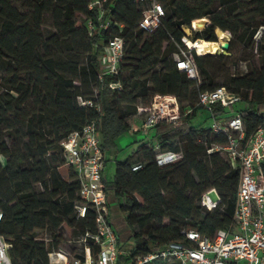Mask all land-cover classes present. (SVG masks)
Instances as JSON below:
<instances>
[{
	"label": "trees",
	"instance_id": "obj_1",
	"mask_svg": "<svg viewBox=\"0 0 264 264\" xmlns=\"http://www.w3.org/2000/svg\"><path fill=\"white\" fill-rule=\"evenodd\" d=\"M91 1L0 0V75H5L0 77V158L6 160L0 163V235L10 246L11 264H49V253L66 241L64 228L72 236L96 232L94 212L82 219L75 214L80 183L66 165L62 143L96 121L107 156L131 131L128 114L138 115L157 95L175 96L183 114L184 107L192 112L184 116L183 125L159 124L149 140H137L138 149L117 161L113 180L105 181L111 215L115 208L124 214L128 237L115 227L120 248L125 241L130 246V256L123 261L182 242L185 231L213 238L234 225L240 167L221 150L209 153L225 146L227 138L195 125L193 119L200 110L199 94L225 87L241 102L229 111L217 107V115L242 114L247 139L264 125V94L249 96L264 83V75L257 80L232 77L229 84L220 85L206 65L222 56L229 61L235 52L254 49L255 44L264 64V0H158L166 15L151 34L139 28L142 6L114 0L105 17L112 21L111 29L93 37L81 22L93 15L88 10ZM49 17L55 34L46 38L43 28ZM204 18L209 25L194 32V39L216 42V31L221 30L231 32L232 40L229 55L193 54L200 73L199 80H192L178 70L175 55L185 48V30ZM114 36L125 40L120 74L101 81V49L96 46L101 48ZM117 83L121 89L114 88ZM80 97L95 107H81ZM141 98H149V104L137 106ZM155 147L179 159L160 166ZM137 164L143 168L133 171ZM210 189L221 198L212 212L201 205ZM39 231L49 232L51 239H40Z\"/></svg>",
	"mask_w": 264,
	"mask_h": 264
},
{
	"label": "built area",
	"instance_id": "obj_2",
	"mask_svg": "<svg viewBox=\"0 0 264 264\" xmlns=\"http://www.w3.org/2000/svg\"><path fill=\"white\" fill-rule=\"evenodd\" d=\"M113 1L90 2L88 10L93 15L84 17L83 25L91 37L111 29L112 21L105 20V17L108 13L107 5ZM133 1L143 8L139 22L142 31L151 34L163 24L165 9L158 0ZM198 21L200 20L194 21L188 28L192 33L200 32L195 27ZM206 21L207 27L209 20ZM122 28L123 25H120L119 29ZM221 32L222 36L217 35L221 43L212 42L218 45L216 51L200 49L196 46L199 39H192L187 33L182 39L185 48L181 49V55H175L178 70L186 73L192 80H199L193 54H226L222 46L225 43L230 44L232 33ZM96 48L101 49L100 80L118 76L125 54L124 38L111 37L101 48ZM114 88L121 89L122 86L117 83ZM95 94L99 96L97 90ZM78 102L81 107H95L93 101L81 97ZM239 102L240 96L220 87L213 91L201 92L196 104V107L204 109L211 116L208 127L212 133L227 138L225 146H216L209 150V153L222 150L231 163L240 167L233 227L218 231L213 238L198 231H185V239L182 242L171 243L149 254L123 261L122 258L130 256V253L120 248V236L112 223L104 179L106 156L96 121H91L81 130L72 132L62 146L66 165L75 171L80 183L75 214L78 219H82L88 212H94L96 232L87 231L75 242L66 236L63 245L49 253V264H264V125L247 139L242 114L219 116L215 113L217 107L229 111ZM98 110L101 111L99 106ZM191 112L189 109L183 114L175 96L157 95L148 107H140L138 115L142 118L139 131L147 136L159 124L181 126L184 116ZM178 159L179 155L172 152L160 151L156 156L160 166L176 162ZM142 168V164H137L132 170L138 171ZM220 203L221 198L216 189H210L202 196L201 205L208 211L216 210ZM2 218L3 214L0 212V221ZM45 241L48 242V239ZM9 248L5 238L0 235V264H11Z\"/></svg>",
	"mask_w": 264,
	"mask_h": 264
},
{
	"label": "rangeland",
	"instance_id": "obj_3",
	"mask_svg": "<svg viewBox=\"0 0 264 264\" xmlns=\"http://www.w3.org/2000/svg\"><path fill=\"white\" fill-rule=\"evenodd\" d=\"M205 19V18H204ZM84 20V17L81 18V22ZM208 20V19H205ZM207 23V21H206ZM206 23L203 26V28L200 29V32H203L206 27ZM195 27L197 29V25L195 24ZM199 30V29H198ZM219 31V30H218ZM217 31V35H219V32ZM186 34L189 33L191 35V38H195V33H192L189 29L185 30ZM263 32V29L260 31ZM43 34L46 38H50L55 34V30L52 27V20L49 17L46 20V24L43 28ZM261 37V33L259 32L254 37V41L256 43L259 42ZM204 40V39H201ZM207 41V40H204ZM221 43L220 41H217ZM230 48V45H229ZM228 48V49H229ZM226 55H229L228 50H224ZM206 65L208 68L212 69L215 76V83L220 85L229 84L230 79L232 77H240V76H247L251 79H259L264 75V64L262 63V59L259 57V54L257 53V45L255 44L254 49H247L242 48L238 52H235L233 57L227 61L225 58H213L206 62ZM200 73V71H199ZM5 75L4 73L0 75L1 78H3ZM203 80L200 78V83H202ZM254 93L257 94H264V83L261 85H257L256 91H250L249 96L252 97ZM150 99L147 98L146 100L140 99L138 101V105L145 103L149 104ZM187 106V104H185ZM185 110H188L189 107H184ZM138 111V109H136ZM132 111V108H131ZM209 113L205 111L204 109H200L198 111V115L193 119V123L195 125H203L208 126V117ZM142 117L139 115H130L128 114L129 123L132 125L133 121L135 119H141ZM184 123V122H183ZM155 132V129L153 130ZM145 135L142 133L134 134L132 131H129L128 133L123 134L117 141H116V147L112 151L109 152V155L106 156L107 162V168L105 171L106 177L109 181H112L115 172H116V164L117 161H125L130 156L133 155V153L138 149L139 143H136V140H140L144 138ZM154 154L157 155L160 152V149L158 147L154 148ZM220 153L222 156L227 160L226 155L221 150ZM0 163L2 165L6 164V160L4 158H0ZM38 190H42L40 186H37ZM201 206V205H200ZM203 214V212L201 213ZM114 222V223H113ZM112 223L114 227H116L120 232H122L123 237H128L127 235V228L125 224L124 214L119 211V209L115 208L112 214ZM164 223H168V220L166 219ZM64 233L72 240V242H75L81 238V236H72L70 232L65 228L63 229ZM38 237L42 240L51 239V235L49 232L45 231H39ZM124 245H122V250H129V244L125 241L123 242Z\"/></svg>",
	"mask_w": 264,
	"mask_h": 264
},
{
	"label": "bare ground",
	"instance_id": "obj_4",
	"mask_svg": "<svg viewBox=\"0 0 264 264\" xmlns=\"http://www.w3.org/2000/svg\"><path fill=\"white\" fill-rule=\"evenodd\" d=\"M205 23H206L205 19H201L200 21H198L196 23L197 29L200 30L201 28H203ZM218 32H219V35L222 36V32L220 30ZM189 44L192 46L193 45L192 41H190ZM196 46L199 47L200 49H203V50H215V51L218 50V45L216 43L204 41V40H201V39H199L196 42Z\"/></svg>",
	"mask_w": 264,
	"mask_h": 264
},
{
	"label": "crops",
	"instance_id": "obj_5",
	"mask_svg": "<svg viewBox=\"0 0 264 264\" xmlns=\"http://www.w3.org/2000/svg\"><path fill=\"white\" fill-rule=\"evenodd\" d=\"M132 129H131V131H132V133H134L135 135L136 134H138V133H142V132H140L139 131V129H140V126H141V119H135L134 121H133V123H132ZM154 132H153V130L146 136L145 135V137H144V139H146V140H149L150 138H151V136H152V134H153ZM143 134V133H142ZM144 135V134H143ZM136 142H137V140H136ZM109 155V154H108ZM107 155V156H108ZM107 162H108V160H107ZM107 162H106V165H105V169H104V179H105V181L106 182H110L108 179H107V177H106V174H105V171H106V168H107ZM113 180V179H112Z\"/></svg>",
	"mask_w": 264,
	"mask_h": 264
},
{
	"label": "water",
	"instance_id": "obj_6",
	"mask_svg": "<svg viewBox=\"0 0 264 264\" xmlns=\"http://www.w3.org/2000/svg\"><path fill=\"white\" fill-rule=\"evenodd\" d=\"M229 45H230L229 43H225V44H223L222 48H223L224 50H228Z\"/></svg>",
	"mask_w": 264,
	"mask_h": 264
}]
</instances>
